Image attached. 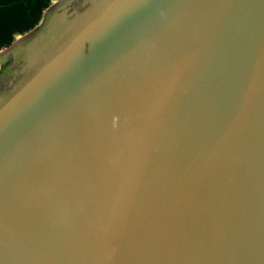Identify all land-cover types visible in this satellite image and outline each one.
<instances>
[{
	"label": "water",
	"instance_id": "obj_1",
	"mask_svg": "<svg viewBox=\"0 0 264 264\" xmlns=\"http://www.w3.org/2000/svg\"><path fill=\"white\" fill-rule=\"evenodd\" d=\"M0 264H264V0H57L2 50Z\"/></svg>",
	"mask_w": 264,
	"mask_h": 264
},
{
	"label": "trees",
	"instance_id": "obj_2",
	"mask_svg": "<svg viewBox=\"0 0 264 264\" xmlns=\"http://www.w3.org/2000/svg\"><path fill=\"white\" fill-rule=\"evenodd\" d=\"M53 0H0V52L30 31Z\"/></svg>",
	"mask_w": 264,
	"mask_h": 264
},
{
	"label": "rangeland",
	"instance_id": "obj_3",
	"mask_svg": "<svg viewBox=\"0 0 264 264\" xmlns=\"http://www.w3.org/2000/svg\"><path fill=\"white\" fill-rule=\"evenodd\" d=\"M57 0H53V2H56ZM39 22V21H38ZM20 36H16V39H18Z\"/></svg>",
	"mask_w": 264,
	"mask_h": 264
}]
</instances>
